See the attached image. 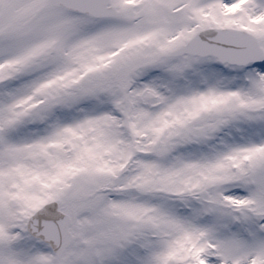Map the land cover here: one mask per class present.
<instances>
[{"label":"snow or ice","instance_id":"1","mask_svg":"<svg viewBox=\"0 0 264 264\" xmlns=\"http://www.w3.org/2000/svg\"><path fill=\"white\" fill-rule=\"evenodd\" d=\"M0 264H264V0H0Z\"/></svg>","mask_w":264,"mask_h":264}]
</instances>
